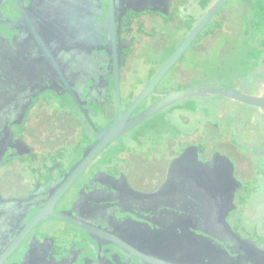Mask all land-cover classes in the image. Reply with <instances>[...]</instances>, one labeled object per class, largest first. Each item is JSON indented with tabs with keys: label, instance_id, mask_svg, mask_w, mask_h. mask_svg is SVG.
<instances>
[{
	"label": "flooded vegetation",
	"instance_id": "obj_1",
	"mask_svg": "<svg viewBox=\"0 0 264 264\" xmlns=\"http://www.w3.org/2000/svg\"><path fill=\"white\" fill-rule=\"evenodd\" d=\"M12 1L14 13L6 15L3 8L8 5V1L0 0V177L6 172L15 171L16 167H21L33 177L35 176L36 189L32 191L30 200L22 198V206L16 203L19 196L5 198L8 199V202H3L0 199V231L7 224L9 211L22 209L29 206V203L50 197L60 186V183L64 182L71 174L74 167L88 151L79 160L73 158L67 165H62L57 161V158L61 157L66 149L71 148L76 143L80 133H87L88 131L97 138L95 130L67 92V85L73 88L77 100L94 123L95 128L102 130L103 128L100 126L103 124L95 122L94 118H96V113L101 112L105 107V103L107 104L105 101L112 100L110 106L107 107L108 113L112 108L115 109V116L117 112L110 37L111 27L115 29L119 97L121 109L125 111L129 106L123 108L122 100L129 93V90L122 87L125 63H122L121 53L130 49L133 43L131 36L127 35V30L130 28L127 17L131 13L150 12L153 9L166 12L171 4L169 0H114V20L110 22L107 18L108 10H105L104 0ZM150 21L151 18H144V26L148 27ZM101 36L107 39L103 40ZM189 49L190 47L187 50ZM47 51L56 64L47 56ZM166 75L155 88L158 92L151 93L143 99L129 117L137 114L143 108L141 104L151 95H156L153 100L155 102L164 95L165 91L172 88H183L177 85L168 86L166 83L160 87L162 81L166 80ZM134 81L133 77L128 79L130 84ZM189 86H193V84L185 85V87ZM48 92L56 94L57 98L69 99L77 109L75 111L78 112L85 126L77 125L76 132L71 133L73 134L71 137H75L72 142L60 143L58 140L55 143H48L46 148L36 150L34 144H30L27 140V136L34 130L28 121L34 114L42 113V111L38 112L39 106L49 107L53 111L50 116L55 121L57 118L61 122L63 117L68 116L66 113L64 116L61 114L66 107H61L62 112H55L50 107L49 100H41V98H46ZM140 92L141 90L135 95L134 100ZM70 116L77 120L74 114ZM104 116L106 118L105 114ZM58 126L56 130L61 133L55 136L60 139L62 134L66 132L60 129V124ZM135 128L120 135L102 149L77 176L55 205L56 210L67 212L85 224L94 227L97 232H85L82 228L64 221L68 225L76 227L80 235L79 239L73 241L69 248L61 249L55 240L34 231L44 221L40 222L21 241L29 247L26 259L32 258L38 264H91L90 261L92 264H130V262L136 261L134 256L104 236L105 233L119 239L123 237L127 240L125 242L130 245L141 241V238L132 235L130 228L118 224L120 222L118 217L114 221L116 210L113 209V205L118 204L119 207H123L119 201H123L121 197L127 194H124L125 189H121L123 183L119 180H126L130 186L127 175L116 165V170L108 172L92 168L94 160L108 149L111 143L117 139L125 138ZM20 140L24 142L25 146ZM46 152L49 155H54V159L50 164L43 166L42 170L36 162L37 156L44 158ZM29 160H31V165L27 163ZM172 160L170 159L165 169L164 178L149 192L157 191L165 183L169 164ZM38 168L41 169L40 174L37 172ZM235 169L234 166V175L243 187L244 179L237 175L240 172ZM257 169L264 170V166L259 165ZM30 190L31 188L25 194H28ZM71 191L73 192L71 199L63 204V199ZM238 192L240 190L235 193L234 198L238 196ZM0 197L4 198L1 194ZM115 199L117 204L114 203ZM259 213L264 216L263 209L261 212L259 210ZM247 215L246 213L243 216V224L246 227ZM227 223L231 228L232 225L228 220ZM255 223L258 224L257 227L259 228V222L256 220ZM163 237L167 240L165 236ZM170 238L173 243L156 240L159 245L155 247L154 251L149 249V252L156 257H162L176 264H254L247 260L245 255V259H240L241 255H238L239 258L237 259H232L226 254L223 258L212 244L187 238L184 241L193 247L189 250L181 245V237L172 233ZM154 239L146 238L145 249L152 246L151 241ZM213 248L217 253L215 255L212 252ZM255 264H264V261L255 262Z\"/></svg>",
	"mask_w": 264,
	"mask_h": 264
},
{
	"label": "water",
	"instance_id": "obj_2",
	"mask_svg": "<svg viewBox=\"0 0 264 264\" xmlns=\"http://www.w3.org/2000/svg\"><path fill=\"white\" fill-rule=\"evenodd\" d=\"M113 1L108 0L107 18H109L110 22L114 20L115 14ZM227 1L216 0L164 61L125 111L121 109L116 36L115 29L111 27L110 37L116 85V116L107 129L98 130L77 100L73 88L67 85V92L72 96L75 104L85 116L90 126L95 130L97 138L66 180L60 183L57 190L45 200L34 216L0 254V264H3L18 247L23 238L46 217L66 221L82 228L85 232L96 233L97 230L94 227L85 224L67 212L56 210L55 205L77 176L102 149L120 135L132 130L158 112L181 100L213 96L229 98L243 104L257 106L264 111V97L251 96L233 87L216 83L169 89L164 92V95L160 99L149 104L133 117H129L143 99L151 93L158 92L155 88L162 78L183 57L200 32ZM101 39L106 40L107 38L101 36ZM47 56L51 58L53 63L55 62L48 51ZM20 141L25 146L24 142ZM119 181L123 183L121 189L126 190L124 194H127L121 197V200L124 202L119 201L123 207H119L117 200H114V203L117 204L113 205V209L116 210L114 221L118 217V221H120L118 224L123 225L125 228H130L132 235L136 238H141V241L139 240L134 245H130L125 242L127 240L123 237L119 239L105 233L104 236L114 241L121 249L143 263L176 264L162 257H156L149 252V249L154 251L155 247L159 245L158 241L173 243V240L170 238V234L172 233L182 238L180 243L185 249L190 250V248H193L184 241L187 238H191L195 241L214 245L219 251L218 254L223 258H225L224 254L232 259H237L239 258L238 255H241L240 259L247 257V260L254 264L255 262L261 263V261H264V249L253 244L250 240L241 239L238 234L231 230L227 223V215L234 208L235 193L242 187L241 182L234 175V164L228 157L215 153L210 160L202 161L198 155V147L190 145L170 162L166 181L157 191L137 192L128 185L126 180L120 179ZM88 186L91 187V185ZM0 199L3 202H8V199L1 197ZM147 237L151 239L156 237V239L151 241L152 246L150 248L145 249ZM215 248L212 251L214 255L217 254Z\"/></svg>",
	"mask_w": 264,
	"mask_h": 264
},
{
	"label": "crops",
	"instance_id": "obj_3",
	"mask_svg": "<svg viewBox=\"0 0 264 264\" xmlns=\"http://www.w3.org/2000/svg\"><path fill=\"white\" fill-rule=\"evenodd\" d=\"M190 1L193 3L196 0L182 1L181 5L179 0L178 5L183 8ZM235 11L240 14L233 20L230 14ZM216 22L221 25L215 27ZM238 22L240 27L237 28ZM210 27L212 30L203 34L193 45V48L197 47L194 50L197 58L192 63L201 53L218 61L225 53L221 64L225 65L227 71L222 76L218 73L190 84H223L251 96L264 97V0H230ZM192 102V111L188 109L192 106L185 101L180 103L181 108L176 109L177 117L190 115L194 118L193 126L189 127L186 123L181 126L192 135L196 142L192 145H196L208 158L215 153L228 157L235 170L243 175L244 186L249 182L257 186L252 199H264V170H259L260 175L257 176V166H264V111L257 106L216 96L193 98ZM200 139L209 141L202 149L197 144ZM231 154H235L237 164ZM255 206L251 205L250 208Z\"/></svg>",
	"mask_w": 264,
	"mask_h": 264
},
{
	"label": "rangeland",
	"instance_id": "obj_4",
	"mask_svg": "<svg viewBox=\"0 0 264 264\" xmlns=\"http://www.w3.org/2000/svg\"><path fill=\"white\" fill-rule=\"evenodd\" d=\"M7 1L8 5L3 8V11L6 15L13 14V1ZM182 1L186 2V0H180V5L182 4ZM190 3H192V1L189 2V4ZM231 14L230 17L232 16V19L234 20V18H237L240 13L238 11H235ZM226 26L227 24L224 25V27ZM238 27H240V22L237 23V28ZM157 35L159 39L157 41H165L162 38L164 37V34L160 29H157ZM149 42L150 40L147 39L141 44V46H136V50H134V53L132 52V54H134V57L137 60L147 57V51L150 49V47L153 48L151 44L149 45ZM190 49L191 50L186 53L188 54L187 57H185V54V56L171 68V70L166 75V80L164 79V82H162L161 85L163 83H166V85L168 86L177 85L184 88L185 85H188L190 82H193L195 80L202 78L208 79L209 77L211 78L215 75H218V73L222 76L224 73H226L227 70L224 67L225 65L221 64V60L226 56L225 53L222 54V58L219 59L220 61H218L216 58L208 56L207 54L201 53L199 58L193 64L192 61L197 58L196 55H194V50H197V47L195 49L192 46ZM137 60H135L136 63L138 62ZM216 62L217 65H215ZM47 96H49L48 99L41 98V100H49V103H51L50 107L54 109L55 112H62L63 109L61 108L62 106L58 98L51 94H47ZM67 104L68 105H66L65 110L61 114L64 116V114L66 113L68 114V116L63 117L61 122L58 121L57 118L56 121L54 118H51L50 113H52L53 111L49 107H41L42 105L39 106L40 109H38V112L42 111V113L34 114L33 117L29 119L28 122L30 123V125H32V128L34 130L31 131V133L27 136V140L30 144H34L36 150L40 148H46L48 143H55L58 140L60 143L72 142L74 141L73 139L75 137H71L73 135L71 133L76 132L77 125H81L82 127L85 126V123L82 118L79 117L78 112H76L72 107L73 105L71 103ZM71 112L72 114H74V116H76L77 120L72 119V117L70 116L72 115ZM47 114L48 116H46ZM95 117V122L99 124H104L106 122V118L103 112H97ZM183 118H186V120L184 121ZM172 119L179 126H182L186 123L185 125L191 127L195 122L194 118L190 115H186L185 117H177L176 110L173 112ZM59 124L60 129L66 132L62 134L60 139L58 136H55L58 133H61L56 130L59 127ZM137 136L140 137V139H136ZM174 139V137L170 136L169 133L163 130L156 133L151 130L149 126L138 128L134 133L130 134L128 138L125 137L123 138V140L121 139V141L119 140V142L113 143L114 146L108 147V149L101 153L92 163V168L95 170L98 169L108 172L113 166L116 165L125 172L128 178V182L133 190L141 193L149 192L154 189L164 178V172L170 161L169 159L180 147L176 143L177 139L176 141ZM82 141L83 135L82 133H80L77 136V142L71 148L67 147L68 149H66L65 153L62 154L61 157L57 158V161H59L62 165H67L75 157L76 148ZM208 142L209 141L206 140V143ZM181 143L183 145V142ZM233 155L235 156V154ZM233 155V161L237 164L236 158H234ZM53 159L54 155H49V153L46 152L44 154V158L37 156L36 162L38 164V167H41L43 170V166L50 164ZM15 169V171L6 172L0 177V194L4 198L22 196L26 192H28L32 183L36 182L35 176L33 177L32 175H30L27 170L21 167H16ZM237 175L240 176L241 179H243V175H241L240 173H238ZM72 195L73 192L71 191L70 193H68V195H66L62 203H67L71 199ZM249 205L256 206L255 208H249L247 211V227H252L253 223L257 220L259 222V231L264 233V216H261L259 213V210L260 212L262 211V209L264 210V199H251ZM257 206H261V208L257 209ZM233 220L235 219H231V223H233ZM233 225L236 226L234 223ZM34 231L40 235L49 236L52 240H55L56 244L61 249L68 248L73 241L79 239L80 235V232L76 227L68 225V223L54 218H49L48 220L44 221L40 226L36 227ZM259 244L264 247V240L259 239Z\"/></svg>",
	"mask_w": 264,
	"mask_h": 264
},
{
	"label": "trees",
	"instance_id": "obj_5",
	"mask_svg": "<svg viewBox=\"0 0 264 264\" xmlns=\"http://www.w3.org/2000/svg\"><path fill=\"white\" fill-rule=\"evenodd\" d=\"M169 1L171 2V4L168 8V11L166 12H162L158 9H153L150 10V12L142 11L137 14L131 13L127 17L128 23L130 24L129 25L130 28L129 30H127L128 33L127 35L131 36L133 43L130 46V49L121 53L122 63H125L122 87L127 88V90H129V93L123 97L124 98L122 100L123 108H127L132 104L135 95L146 86V84L158 71V69L161 67L164 61L180 44V42L189 33V31L196 25V23L205 14V12L216 2V0H196L193 3H190L187 6L181 8L178 5L179 0L176 1L169 0ZM229 1L230 0H228L223 5V7L215 14V16L200 32V34L191 44L190 48L198 42V40L202 37L203 34L212 30V27H210V25L212 23L214 24L216 18L223 13V10L225 9V6L229 3ZM107 4H108V0H104L106 11L108 10ZM144 18H151L150 25L148 27L144 26L143 23ZM215 24H216V26L214 25L215 27L221 25V23L217 24V22ZM157 29H160L163 32L164 37L162 38L165 41L161 40L162 38L160 39L161 41H157L159 40L157 35ZM147 39L150 40L149 45L151 44L153 48L150 47V49L147 51L148 55H146L147 56L146 58L137 60L134 57V54H132V52L136 50L135 49L136 46L138 45L141 46V44ZM185 53L183 57L185 56ZM135 60H137L138 62L136 63ZM130 77H133L135 80L134 82H132V84L128 82V79ZM163 86L164 83L160 87ZM48 94L56 96V94L52 92H48ZM45 97L46 99L49 98V96L47 95ZM154 98H156V95L154 94L151 95L146 101H144L141 104V107L145 108L149 104L153 103ZM192 99L184 100L189 106H192L191 108H188L189 111H192L194 109L192 105L193 104ZM58 100L60 101L62 107L64 106L66 107V105H68L67 103H71L73 105L72 107L76 109L74 104L69 99H66L64 97H58ZM105 102H107V104L105 103V107L101 110V112H103V114L106 115L107 120L105 124L100 126L103 128L102 130L107 129L109 124L115 118V109L114 108L110 109L109 113L107 109V107L110 106V103H112V100H106ZM180 103H182V101L176 102L171 106L167 107L166 109L148 118L146 121L136 126L135 130L129 133L126 137L128 138L130 134L134 133L138 128H142L144 126L145 127L149 126V128H151V130H153L156 133L163 130L169 133L170 136L174 137L175 141L177 139L176 143L178 144V146H180L179 149L174 153V155H172L170 159L172 160L173 158L178 157L186 147L192 145L193 143H196L195 141H193L192 135L187 130L176 124L172 119L173 112L177 108L182 107ZM82 135H83V141L79 143L75 151L74 158L76 160H79L83 156V154H85L86 151H88L91 145L94 144L96 140V136L88 131L87 133H82ZM136 139H140V137L137 136ZM115 142H119V139L115 140L113 143ZM181 142H183V145ZM113 143L110 144L111 145L110 147L114 146ZM197 144L200 145L202 149V147L206 145V139L197 140ZM198 155L202 161H208L211 159V157L208 158L207 156H204L202 154V151L201 150L199 151V148H198ZM27 163L28 165H31V160H29V162ZM40 168L37 169V172L39 174L41 171ZM111 170H116V167L113 166ZM259 172L260 171L258 170V174ZM30 188L31 190L28 194L18 197V200L16 202L18 203V205L21 204L20 206H22L23 204L22 198L30 200L32 191L36 189L35 183H32ZM256 189L257 186H254L250 182L247 184V186L246 184L245 186L243 185V187L240 189V192H238V196L234 198V208L232 211L229 212L228 218H226V220H228V222L231 223V219H235L233 220V223L236 226H234L233 223H231L232 225L231 230L236 234H238L241 239L248 238L246 240H249L251 238L250 241L253 244L264 249V247H262L259 244V239L264 240V233L259 231L257 227L258 224L254 222L253 226L250 228L244 226L243 224V219H244L243 216L244 214L247 213L248 209L250 208L249 204L253 197L252 195L254 194V190ZM47 198L48 197H45L42 200L40 199L35 203H29V206H25L22 209H15L7 213V217H8V221L6 222L7 224L5 228L2 231H0V254L13 241V239L17 236V234L25 226V224L29 222V220L44 204ZM49 218H53V217H46L41 222L48 220ZM28 251H29V247L26 245V243L25 242L20 243V245L11 253L9 259L3 264H38L37 261L33 260L32 258L26 259V255L28 254ZM90 263L92 264L91 261ZM130 264H145V263L136 259L135 262H130Z\"/></svg>",
	"mask_w": 264,
	"mask_h": 264
}]
</instances>
